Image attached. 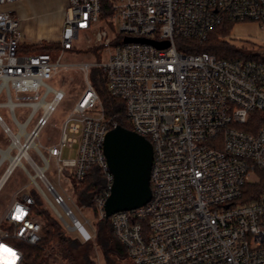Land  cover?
<instances>
[{"label": "built area", "instance_id": "obj_1", "mask_svg": "<svg viewBox=\"0 0 264 264\" xmlns=\"http://www.w3.org/2000/svg\"><path fill=\"white\" fill-rule=\"evenodd\" d=\"M19 1L0 0V97L6 99L0 108L9 109L17 127L14 133L0 114L8 138L7 147H0V162H9L5 174L16 162L12 172L18 167L26 172L61 225L69 232L77 229L85 242L92 239L82 233V223L56 187L49 180L42 183L38 169L46 176L53 164L77 189L96 168L104 183L94 202L99 217H105L114 183L105 141L121 125L105 117L89 79L95 67L108 93L124 102L131 131L146 138L154 152L151 201L111 217L113 235L129 262L264 264V191L256 200L242 202L246 186L259 184L258 172L264 173V61L184 53L177 43L204 42L226 20L256 22L264 28V0H68L55 42L61 48L56 60L47 53H22L21 20L7 7ZM103 1L110 10L101 19ZM91 33L103 47V61L65 62V52L78 49L82 34L90 43ZM130 39L168 42L169 47L127 42ZM71 68L83 72L85 88L58 142L39 144L67 96L52 83ZM17 107L30 109L24 122L15 116ZM74 145L76 159H64V148ZM34 203L26 194L9 206L1 223L11 225L13 234L0 229V245L11 249L15 259L0 249V264H22L23 252L10 238L32 245L41 241L44 224L32 212Z\"/></svg>", "mask_w": 264, "mask_h": 264}, {"label": "rangeland", "instance_id": "obj_2", "mask_svg": "<svg viewBox=\"0 0 264 264\" xmlns=\"http://www.w3.org/2000/svg\"><path fill=\"white\" fill-rule=\"evenodd\" d=\"M35 24L36 23L34 22V27L37 28V25L35 26ZM226 26L229 32L226 40L231 46L240 51L241 56L248 57L256 55L264 58V28H262L259 23L235 22L227 23ZM109 27L113 32L117 31V28L112 24H110ZM61 32L62 28L61 30H57L58 37H60L59 33L61 34ZM90 37V43H87L85 40V35L82 34L81 39L78 41V49L76 51H66L64 61L73 63L92 62L97 64L102 62L103 57L101 54L103 53V49L101 46H98L95 43L92 33L90 34ZM177 43L179 45L180 40H177ZM33 45H24L23 47L28 48ZM43 45L47 48L51 46L50 42L48 43L47 41H45ZM114 46L115 45L113 44L111 52L114 51ZM96 49L98 50L95 52ZM39 53H47L51 56L52 60H56L61 53V50L45 49L43 51L41 50ZM98 74L99 69H96L95 67L90 69L89 79L92 83L93 78L98 76ZM85 82L86 78L80 68H71L62 72L60 77L52 83L55 88H62L66 92L67 96L50 117L47 126L44 128L38 139L39 144L46 145L58 142L62 126L69 116L77 98L83 92L85 88ZM5 100L6 99L4 96L0 97V102H4ZM14 112L19 122H24L30 113V109L17 107L15 108ZM0 114L7 126L14 133L17 132V127L12 121L9 109L0 108ZM34 123L35 120L28 127V130L33 127ZM7 144L8 138L3 134L2 128L0 127V147L6 148ZM77 152L78 145H74L72 148L66 147L63 150L62 157L66 160L76 159ZM8 167L9 162L2 163L0 167V180L3 178ZM45 175L47 179L56 187L57 191L64 197L68 206L73 210L75 216L82 223V225H84L92 239L89 242H85L81 233L77 231L69 232L62 224L66 234L72 239H77L78 241L67 244L68 247H65L66 249L61 242H52L51 245L48 248H45L43 251V264H109L101 246L99 245L100 241L98 235L101 229L97 223L99 220L98 215H95L93 210L78 205L76 193L77 189H74L71 184L66 183L65 175L59 176L57 174L53 164L50 166V169L47 173H45ZM34 192L35 187L32 180L22 168L18 167L15 172L10 175L8 181L0 191V229L6 230L10 234H13V227L11 225L1 223L4 215L6 214L13 200L21 199L24 195L33 194ZM41 199L44 208L49 211L53 218L57 219L54 211L51 209L48 203L43 199V197H41ZM40 220L42 221L41 218ZM44 236V232H42V239H44ZM9 242L17 246L15 242ZM22 252L24 254L25 260L26 254L24 250H22ZM111 258L116 261V264H131L127 259V256L120 258L116 255H112ZM110 264H113L112 261H110Z\"/></svg>", "mask_w": 264, "mask_h": 264}, {"label": "trees", "instance_id": "obj_3", "mask_svg": "<svg viewBox=\"0 0 264 264\" xmlns=\"http://www.w3.org/2000/svg\"><path fill=\"white\" fill-rule=\"evenodd\" d=\"M109 10V5L106 1H103L101 19H104L109 14ZM227 23L235 22L226 20L221 25L214 28L209 33L207 40L204 42H197L194 40H180V51L191 54L210 53L215 55L219 59L233 60L239 58L245 60L264 61V58L256 55L243 57L240 55L239 50L235 49L228 43V41L226 40V37L229 34L228 28L226 26ZM43 44L44 43L42 42L28 48L22 47L21 51L25 53H39L41 52V50L43 51L45 49H61L58 43H50L51 46L49 48L45 47ZM101 48L103 49V47ZM97 50L98 49H96L95 52ZM92 84L95 86V89L99 94L100 101L105 111V117L107 119L113 118V120L119 122L122 127L128 130H132L131 123L125 115L124 102L113 98L108 93L105 86V79L100 70L98 76H95L93 78ZM258 175L261 181L259 182V184H251L246 186L242 198L243 203H250L256 200L259 194L264 191V173L258 172ZM103 183V178L100 175L99 171L96 168L91 169L82 187L77 188L76 193L78 205L93 210L95 215H98L94 200L95 197L101 192ZM31 195L33 196L35 201L34 206H32V212L37 217L41 218L44 222V227L42 230L45 235L44 239H41V241L36 245H32L14 238H10L9 241L15 242L20 249L24 250L26 257L24 260L23 254L22 264H43V251L45 248H48L52 242L59 241L64 245L65 248L68 247L67 244L78 240L72 239L66 234L61 223L57 219L53 218L49 211L44 208L42 199L37 193L34 192ZM98 219L99 220L97 221V223L101 229L98 235L100 241L99 245L101 246L106 256L108 263L110 264V261H112L113 264H116V261L111 258V256L116 255L117 257L124 258L126 256L125 248L113 235L111 229V219L107 220L105 217L100 218L99 215ZM32 252L35 254H33Z\"/></svg>", "mask_w": 264, "mask_h": 264}, {"label": "water", "instance_id": "obj_4", "mask_svg": "<svg viewBox=\"0 0 264 264\" xmlns=\"http://www.w3.org/2000/svg\"><path fill=\"white\" fill-rule=\"evenodd\" d=\"M127 42L151 44L159 49L169 47L168 42L146 39ZM105 156L114 176L111 194L104 205L105 218L110 220L117 213L146 206L152 198L150 179L154 152L151 143L143 136L118 126L107 134ZM80 230L87 235L82 226Z\"/></svg>", "mask_w": 264, "mask_h": 264}, {"label": "crops", "instance_id": "obj_5", "mask_svg": "<svg viewBox=\"0 0 264 264\" xmlns=\"http://www.w3.org/2000/svg\"><path fill=\"white\" fill-rule=\"evenodd\" d=\"M67 4L68 0H22L7 6L21 20L20 29L23 36V46L44 43L45 41L48 43L58 42L60 37L57 35V30L62 28ZM34 22L37 28L34 27ZM14 172L15 170L10 175Z\"/></svg>", "mask_w": 264, "mask_h": 264}, {"label": "bare ground", "instance_id": "obj_6", "mask_svg": "<svg viewBox=\"0 0 264 264\" xmlns=\"http://www.w3.org/2000/svg\"><path fill=\"white\" fill-rule=\"evenodd\" d=\"M1 165H2V162H0V167H1ZM15 165H17V163L16 162H11V164H10V170H9V172H7L4 176H3V178L0 180V190H1V188L3 187V184H5V182H6V180L9 178L8 177V175H9V173L14 169V167H15ZM16 170V169H15ZM38 173H39V175L42 177L41 179H42V183L43 184H46V183H48V179L46 178V176H42V173H43V169H38ZM38 180V179H37ZM77 221H79L78 219H77ZM80 222V221H79ZM81 224V223H80ZM82 225V224H81ZM83 226V225H82ZM83 228H84V230H85V233L87 232V230L85 229V227L83 226ZM75 228H73L72 230H74ZM76 231H78L77 229H76ZM87 234H89V232H87Z\"/></svg>", "mask_w": 264, "mask_h": 264}, {"label": "snow or ice", "instance_id": "obj_7", "mask_svg": "<svg viewBox=\"0 0 264 264\" xmlns=\"http://www.w3.org/2000/svg\"><path fill=\"white\" fill-rule=\"evenodd\" d=\"M0 249H3V251H5V252L9 253V254L11 255V257L13 258V261H14V259H15V253H14V252H12V250H11V249H6V248H4V246H3V245H0Z\"/></svg>", "mask_w": 264, "mask_h": 264}]
</instances>
